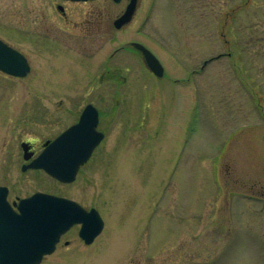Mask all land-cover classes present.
<instances>
[{"label":"rangeland","instance_id":"374dc122","mask_svg":"<svg viewBox=\"0 0 264 264\" xmlns=\"http://www.w3.org/2000/svg\"><path fill=\"white\" fill-rule=\"evenodd\" d=\"M128 2L0 0V38L31 64L0 72V185L105 222L89 246L73 227L41 264H264V0H140L113 30ZM87 104L105 138L76 180L23 172L21 144L40 152Z\"/></svg>","mask_w":264,"mask_h":264},{"label":"water","instance_id":"95a60500","mask_svg":"<svg viewBox=\"0 0 264 264\" xmlns=\"http://www.w3.org/2000/svg\"><path fill=\"white\" fill-rule=\"evenodd\" d=\"M120 1L114 0L116 3ZM137 4L138 0H131L125 14L116 21L117 28L132 20ZM134 46L143 53L149 69L162 77L164 68L159 60L142 45ZM0 70L24 77L30 67L22 54L0 40ZM97 126L98 112L90 105L78 124L54 141L47 142L43 153L23 170L44 169L61 182H73L79 167L104 138ZM23 146L27 150L25 144ZM31 156L26 154L25 159ZM6 196V189L0 187V264H40L45 255L54 252L61 236L75 224H81L80 237L86 244H91L104 229V222L95 209L88 212L74 201L37 193L20 200L18 214L12 211Z\"/></svg>","mask_w":264,"mask_h":264},{"label":"flooded vegetation","instance_id":"af4514ba","mask_svg":"<svg viewBox=\"0 0 264 264\" xmlns=\"http://www.w3.org/2000/svg\"><path fill=\"white\" fill-rule=\"evenodd\" d=\"M59 2H61V3H67V2H69V1H65V0H59ZM61 3H59V4H57V9L60 11V9L62 8V11H60V12H63V14H65L64 13V6H63V4H61ZM116 4V3H115ZM120 17V16H119ZM118 17V18H119ZM118 18H116L114 21H113V30H117V28H116V26H115V24H116V20L118 19ZM125 27V26H124ZM133 43L134 42H132V45H133ZM133 47L136 49V47L133 45ZM137 50V49H136ZM138 51V50H137ZM139 52V54H141L142 55V53L140 52V51H138ZM142 57H143V55H142ZM143 61H144V57H143ZM32 150H33V147L31 148ZM34 152H35V156H37L40 152H36L35 150H33Z\"/></svg>","mask_w":264,"mask_h":264}]
</instances>
